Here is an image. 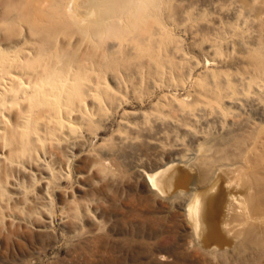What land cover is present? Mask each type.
<instances>
[{
    "label": "rangeland",
    "instance_id": "374dc122",
    "mask_svg": "<svg viewBox=\"0 0 264 264\" xmlns=\"http://www.w3.org/2000/svg\"><path fill=\"white\" fill-rule=\"evenodd\" d=\"M69 1L0 0V69L21 78H0V264H264L261 244L204 248L147 177L193 159L200 192L203 159L237 173L264 140V0H143L101 41Z\"/></svg>",
    "mask_w": 264,
    "mask_h": 264
},
{
    "label": "bare ground",
    "instance_id": "6f19581e",
    "mask_svg": "<svg viewBox=\"0 0 264 264\" xmlns=\"http://www.w3.org/2000/svg\"><path fill=\"white\" fill-rule=\"evenodd\" d=\"M151 1L153 2V0H151ZM84 4L85 5L86 4L87 5L89 4V6L88 7H85ZM142 4H143V0H81L80 2H78V0H70L69 3H68V5H67L68 6V9L67 10L70 9V11H72V12L71 13H68V15L70 14V17H68V18H70V21L73 22V24H76L77 26H79V28H81L82 31L84 30V31L91 32L92 34H89L88 33L89 36L90 35H94L95 37H99V40H100V37L101 36L103 37V35L105 36V37H103V39L106 38V34H108V35L109 34H113L114 35V33L117 34L116 31H119V30L122 33L121 25H122V22L124 20L123 17L124 16H128V14H130L132 12L131 10L134 9L135 7H137V8L140 9L142 7ZM144 4H145V2H144ZM83 8H86L85 9L86 11H83L82 10ZM146 9H147V7H146ZM146 11H148V10H146ZM143 12H145V11H143ZM138 13H141V10H139ZM42 14H40V15H42ZM143 14H145V13H143ZM140 17H143V15L142 16L140 15ZM66 19H67V17H66ZM128 19L130 20L131 19V16ZM33 20H35V19L33 18ZM141 20H142V18H141ZM26 21L27 22H30L31 20L30 21L29 20H26ZM36 21H37V19H36ZM67 21H68V19H67ZM128 24L129 23L127 22V25ZM52 25H55V24H52ZM133 25H135V24H133ZM152 25H153V23H152ZM146 26L148 27L149 25H146ZM123 27L125 28L124 25H123ZM140 27L138 26L137 28H140ZM143 29L144 28H142V30ZM129 30H131V28ZM142 30H139V31H142ZM145 30H147L148 31V34H149V30L147 28ZM46 33H49V32L46 31ZM143 33H145V31ZM122 34H124V33H122ZM46 35H48V34H46ZM130 36H132V35H130ZM110 37H111V35H110ZM110 37H109V39L113 38V37H111V38ZM126 37H125V39H126ZM121 38H122V36H121ZM90 39H91V37H90ZM118 39H119V37H118ZM118 39H116V40H118ZM51 40H53V38H51ZM87 40H88V38H87ZM121 40H124V39L122 38ZM135 40H136V38H135ZM142 40H144V39H142ZM118 42H120V41L118 40ZM106 43L107 42H105V45H106ZM115 43H117V42H115ZM117 44H119V43H117ZM120 44H123V43H120ZM103 45H104V43L102 44V46ZM104 53H106V52H104ZM110 53H113V51L110 52ZM47 57H49V56H47ZM57 59H59V58H57ZM89 59H87V60H89ZM90 61H92V60H90ZM77 64H79V63L77 62ZM81 65H82V63H81ZM25 66H28V65H25ZM10 68H11L10 66H7L6 64H4L2 66V69H0V78H3L4 79V78L7 77V75L8 76L11 75L9 77V78H11V80L12 79L13 80L14 79H19L20 76H18L19 78H16L17 75L12 74L13 72L10 70ZM51 68H52V66H51ZM23 69L21 68V70H23ZM17 70H19V69H17ZM34 71H35V69H34ZM30 77H32V76H29V78ZM19 81L22 82V80H19ZM16 82H18V81H16ZM18 83H20V82H18ZM23 83H25V82H23ZM39 86H40V84H39ZM5 87H6V89H8L7 86H5ZM23 87H24V84H23ZM36 87H38L37 84H36ZM33 88H35V87H33ZM20 89H21V87H20ZM44 89H45V87H44ZM14 91L16 92V90H14ZM18 91H20V90H18ZM44 91L45 90H43V92ZM62 91H61L60 94H62ZM6 92H7V90H6ZM12 92H13V90H12ZM43 92H42V94H44ZM40 94H41V90H40ZM48 95H50V94H48ZM26 98H28V97H26ZM46 101H47V99H46ZM0 104H3V103L1 102ZM4 106H6V105H4ZM32 106H34V104ZM1 107H2V105H1ZM1 107H0V109H1ZM12 107H11V109H12ZM30 107H31V105H30ZM37 107H33L31 109L32 110L34 108L37 109ZM47 109H49V108H47ZM1 111H2V109H1ZM34 111H36V110H34ZM55 111H56V109H55ZM43 112H44V110H43ZM43 112H42V114H43ZM24 113H25V111H24ZM45 113L47 114L46 111H45ZM45 113H44V115H45ZM1 114H3V113H1ZM47 115H50V113H48ZM55 115H56V113H55ZM23 116H24V114H23ZM36 116L34 115V118ZM43 117H45V116H43ZM3 119L5 120L6 118H3ZM35 120H36V118H35ZM37 120L39 122V119H37ZM35 122H34L33 125H35ZM9 124H10V121H9ZM5 126H6V124H5ZM8 126H10V125H8ZM13 127H15V126H13ZM17 127H18V125H17ZM0 130H2V129H0ZM5 132H7V131L5 130ZM12 134H13V131H12ZM262 135L264 136V134H262ZM253 136H254V134H253ZM263 136H260V137H263ZM6 138H7V136L6 137L4 136V138H3L5 140L4 142H6ZM1 139H2V137H1ZM23 140H24V137H23ZM248 140H249V138H248ZM259 141H260L259 140V137H256V138H254V140H252V142H250L251 143L250 145H248V143H247L246 149L244 151H242V153H241L242 155H240L244 159V161H246V163L242 161L243 163H245V165H244V167L242 166L243 168L240 166V168H242V170L241 171L239 170V172H237V173L234 172L233 168H231L230 171L229 170L228 171L226 170L224 172H223L222 169L217 171L214 168L215 171L213 169L211 170V166H213L212 165L213 162L208 161V160L213 159V158H211L213 156L209 157V159L208 160H205V161L203 159L202 164L200 165V173L198 174L197 177H194L195 180L193 181V183H195L197 185V188H202V191H200V192H194L192 189L191 190L188 189L189 176H190V178H192V175L189 174L190 173V170L188 169V167L194 166L193 163L195 164V162H194L193 159H190V160L180 159L179 160L180 164H178L177 161L176 162L174 161L175 163H168V164H166L167 165L166 168H164L163 170L158 171V172H155L154 174H148L147 175L149 182L151 183V185L156 190H158V191H160L161 193H164V194L171 193L172 196L173 195H175V196L177 195L178 198H182L184 201H185V199L188 200L187 203H186V206H187V210L186 211H187V214L189 216V219L192 222L193 227L195 229L194 231L196 232L197 239L200 242V244L202 246H204V248H206L207 250H209L211 253L225 255L227 252H229L228 251L229 250L228 249L229 247L227 248L225 246H227V245L229 246L230 244L232 245V242H231V239L230 238H232L234 240H238V241L240 239V242L239 243H236V245L234 246V249L237 250V251L244 250V249L248 248L251 243L257 244V245L258 244L259 245L260 244L261 245H264V140L261 141V142H259ZM241 142H242V140H241ZM17 143H19L18 144V146H19V145H21V143H23V141H21V143L20 142H17ZM240 144H242V143H240ZM15 147H17V146H15ZM239 149H240V147H239ZM11 150H10V152H13V150L12 151ZM203 150H204V148H203ZM210 150H212V149H210ZM242 150H243V148H242ZM206 152L207 151L205 150V155H206ZM202 154H203V152H202ZM12 155L13 154H11L9 157H11ZM211 155H214V154H211ZM199 157L200 156L198 155V157L196 159H199ZM11 158H13V157H11ZM199 161H200V159H199ZM215 161H217V160H215ZM182 165H184V167H186V169H184L182 167ZM196 166L199 167L198 165H196ZM224 177L225 178H228V179L227 180H224ZM224 181L227 182L226 185L224 184ZM233 189L236 190V193H235V191ZM175 196H173V197L175 198ZM175 199H177V198H175ZM237 208H241V211L243 210L244 214H240V212L238 214H236L235 213L236 212L235 210H237ZM259 218H261L263 220V221L261 220L262 221L261 223L258 222L259 224L258 223L256 224L254 222L252 223L251 220H250V219H255L256 220V219H259Z\"/></svg>",
    "mask_w": 264,
    "mask_h": 264
},
{
    "label": "water",
    "instance_id": "95a60500",
    "mask_svg": "<svg viewBox=\"0 0 264 264\" xmlns=\"http://www.w3.org/2000/svg\"><path fill=\"white\" fill-rule=\"evenodd\" d=\"M220 231V230H219Z\"/></svg>",
    "mask_w": 264,
    "mask_h": 264
}]
</instances>
